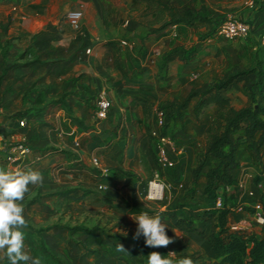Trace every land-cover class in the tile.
Masks as SVG:
<instances>
[{"label":"crops","instance_id":"1","mask_svg":"<svg viewBox=\"0 0 264 264\" xmlns=\"http://www.w3.org/2000/svg\"><path fill=\"white\" fill-rule=\"evenodd\" d=\"M47 1L49 0L16 1L13 6L14 12L9 13L10 21L8 24V28L13 29V33L8 35L12 37L10 45L18 46L19 40L27 41L31 36L33 41L28 49L44 62L9 68L0 80V92L4 91L8 84L11 89L10 95L4 96L10 100L8 107L2 111L3 115L16 116L18 111L22 110L20 90L23 85L30 87L29 101L34 102V98L38 99L37 95H39L41 107H33V110L41 108L43 114L53 115V119H50L51 123H48L47 126L16 127L14 122L21 117L13 118L11 122L6 119L0 124V134L9 138L21 134L26 139V146L32 147L31 150L27 147L23 168L32 167L41 172L43 184L39 185L38 189L47 190L43 191L44 196L55 190V187H58L57 189L70 187L68 185L72 179L66 174H62L63 172H76L80 174L81 178L86 179V181H81L82 185L71 186L91 190L83 197V200L86 196L91 195V200L103 204L105 202L100 200V197L104 195L94 190L92 185L99 180L104 169H107L110 175L113 167L134 172L135 177L110 178L109 176V178H101L112 180L133 178L126 180L125 183L132 185L131 191L135 197L143 194L145 180L153 177L155 173L158 175V171L171 181L174 179L172 172L176 173L177 178H180L182 175L180 171L186 167L187 163L192 164L191 167L194 165L195 153L202 146L203 132L208 127L215 106L211 103L207 104L196 116L192 112L194 102L192 99L188 107L182 112L181 118L166 122L162 126L163 129L156 127L155 109L172 98L181 97L189 88L204 89L209 82L221 77L227 68L232 65H247L251 57L256 59L257 54L260 58V54L264 53V45L260 43L257 49L256 45L252 46L251 49L249 41L245 38H224L217 34L216 30L212 33L207 32V37L203 39L185 43L184 36L174 37L173 34L190 26L168 24L160 28L159 25L163 19L155 20L154 18L153 21L157 22V26L153 32L148 34L146 39H143L142 51H138L132 42L123 45L119 42L121 37H124L122 32H125V36H127V34L133 33V28L127 30L125 25L121 23L120 26L110 31H104L102 3L109 5L111 21L117 19L118 16L151 14L150 11L144 10L143 3H134L132 0H79L94 6L93 13L90 12L89 17L92 18V23L96 27L92 28L85 22V19L80 26L79 33L74 32L72 28L57 32L55 27L58 24L62 22L68 24L65 12L69 5L62 6L60 4L62 0H56L57 2L52 9L53 15L48 17L44 11ZM170 1L176 5L173 0ZM69 2L72 3V0ZM263 2L252 8L251 1H248L246 5L233 8V14L227 13L225 15L226 17L236 14V16L248 21L251 27L249 40L251 41L253 38L252 41L255 43L259 33L264 28ZM120 5H123V8ZM62 13L64 14L63 17ZM47 23L54 28L45 29L44 26ZM53 32L59 33L54 41L50 39ZM214 35L230 39V43H225L224 48L220 49V65L217 64V56L206 55V43L212 42L216 38L213 37ZM187 37L189 38L190 35L188 34ZM173 45L185 47L193 45L195 53L186 63H181L173 57L168 60L166 67L163 68L160 66V54ZM57 46L59 49L56 52H59L60 61L52 62L48 55L50 51L55 50V47L58 48ZM243 50H251L246 64L238 62V54H242ZM208 51L214 52L216 48H210ZM202 52L205 53V57H200ZM57 62H60L59 65ZM9 72L10 74L17 73L18 76L21 74L25 76L21 75L14 78L8 76ZM251 77V74L241 75L223 90L230 97L232 106L239 107L247 104L248 95L245 83ZM237 86L244 92L242 104H237L230 94ZM100 90L105 91V95L109 99V107L105 117L96 118L94 116V101ZM64 91L66 92L64 100L70 106L71 113L82 121L83 128L69 119L63 106L49 103L50 100L57 98ZM152 129H156L158 132L163 130L170 135L174 144L173 148H169L168 153L175 162L172 167L161 168L156 166L154 162L156 137L151 135ZM52 148L58 150H52ZM93 156L99 162L96 170L89 166ZM234 157L237 164L230 172L233 173L235 181H237L243 171L251 174L252 167L244 165L245 163L238 159L235 154ZM211 158L214 157L209 156L198 174V177L204 176L202 187L205 182V171L212 165L210 164ZM262 159L264 160V157ZM14 167L13 163L8 161L3 154H0V168ZM127 184L125 187L130 189L131 187ZM99 185L101 187V184ZM36 186L29 185V189ZM224 189L231 190V185L225 186ZM217 190L218 188L216 189L217 196H220ZM27 194L28 192L25 196ZM111 197L115 199L113 202L116 204L121 203L116 197L127 200L122 193ZM57 198L61 199V197ZM127 202L136 205V203L128 200ZM27 203L34 205L36 201L31 197ZM144 207L146 206L144 205ZM234 213L237 214V217H234L231 212L227 213V222L230 224L234 221H240L243 223V228H247L245 225L248 222L247 218L252 217L254 211L249 214L248 210L238 204L235 206ZM24 217H30L31 220L36 221V218L30 214H24ZM209 220L213 221L212 219ZM204 224L208 223L205 222ZM177 227L178 224H173V227L170 228L171 233L167 235H181L183 232L180 229L182 225L179 230L176 229ZM211 227V225H202V227L197 228V232L189 231L188 235H184L183 237L188 241L185 251L189 254L197 250L202 251L208 256L207 264H218L217 260L212 257L209 242L204 236ZM78 235L79 239L72 240L70 237L73 234H68L62 227L52 226L43 232L42 237L47 246L54 253L60 255L67 264H114L107 259L111 258L114 261L116 259L110 253L100 249V246L95 252L83 255L79 241L83 239L84 235ZM114 242L117 244L122 241ZM24 243L25 250L29 251L26 239ZM3 255L4 251L0 250V264H2Z\"/></svg>","mask_w":264,"mask_h":264},{"label":"rangeland","instance_id":"2","mask_svg":"<svg viewBox=\"0 0 264 264\" xmlns=\"http://www.w3.org/2000/svg\"><path fill=\"white\" fill-rule=\"evenodd\" d=\"M177 7L179 9H182L184 6H188L191 8L196 14L202 15L206 18L204 21H196L193 26H190L188 28H184V30H179L174 32V37L178 36H184L185 37V43L194 42V40L203 39L207 37V32H209L210 29H216V25L225 18V15L227 13L233 14L232 11L233 8L241 7L242 5H246V2L251 1L252 8L256 6L258 3H262L264 0H173ZM15 0H0V21H4L6 17L9 15L10 12H14L13 6ZM56 0H49L46 4V9L44 11L46 12L47 16L53 15V7L56 4ZM264 3V2H263ZM60 4L62 6L69 5L68 9L76 8L80 9L81 11V18H80V26L83 23V20L86 19V23L90 25L92 28H95V24L92 23V18L89 17L90 12L93 13L92 9L94 6L90 3H83L79 0H72V3L69 2V0H62L60 1ZM108 4L102 3L103 8V18H104V31H110L113 28H116L120 26L121 23L125 25V28L128 30L131 27L133 28L132 34H127L125 36V32H122L124 37H121L125 41L123 45H126L127 42H132L138 49V51H142V42L143 39L147 38L148 34L154 31L155 27L157 26V22L153 21V17L151 14H143V15H126V16H118L117 19L114 21H111V14L108 9ZM120 7L123 8V5H120ZM140 9V6H138ZM135 8V6H134ZM66 13V12H65ZM134 13V12H133ZM62 13V17H63ZM236 15V14H235ZM124 21L125 24H124ZM118 24V25H117ZM250 25V24H249ZM124 28L123 26H121ZM45 29L54 28L50 24H46L44 26ZM71 27L62 22L61 24H58L55 27V30L57 32L63 30L66 31L70 29ZM150 28V29H149ZM73 30V29H72ZM264 30V28L261 30V32ZM74 31V30H73ZM53 32V34L50 36V39L53 41L57 39L59 36V33ZM77 33V31H74ZM251 32V28H250ZM249 32V33H250ZM13 33V29L11 30L8 28L6 29V36L9 37V34ZM188 34L190 37L188 38ZM126 37V38H125ZM213 37H216L212 42L206 43L207 52L206 55L208 56H217L216 60H218L217 64L220 65V52L222 48H224L225 43H230V39H224L221 38L218 35H214ZM245 38L247 41H249L250 48L252 49V46L256 45V49L258 47L259 41L252 40L250 41L249 34L246 35ZM32 38L25 40H19L18 46H15L13 44H9L6 48V52L4 55L1 54L0 51V68L3 65H7L11 62H17L21 63L17 67L20 66H26L22 62L25 60L30 59L33 54L29 51V45L32 42ZM11 42V41H10ZM1 47H3V40L0 38V50ZM58 47V46H57ZM216 48V51L211 52L208 51L210 48ZM204 47V50L206 49ZM50 51V54L48 55L49 58L52 59V62L60 61V55L57 49ZM203 53V54H202ZM200 57H205V53L202 52ZM251 53L250 51L243 50L242 54H238V62L241 64H246L248 62V55ZM261 57L259 58L256 54V59H259L262 61L263 71H264V53L260 54ZM60 62H57V65H59ZM22 76H25L21 74ZM19 75V76H21ZM8 76H12L16 78L18 75L15 74H8ZM18 76V77H19ZM7 87V88H6ZM5 87L4 91L0 92V124L4 120L12 121L13 118L16 117H23L25 119V126L22 127H40V126H47L50 122V119H53V115H47L43 114L44 112L40 109L33 110V107H39L40 106V99L39 95L38 99L34 98V102L29 101V86L23 85V87L20 90V97H21V103H22V110L18 111V113L13 116L8 115L5 116L2 114L3 109H6L8 107V101L10 99L4 98V96L10 95V85L8 84ZM229 90V89H227ZM230 94L233 96L234 101L237 104H242L244 102V98H242V95H244V92L242 89H240L239 86L233 89V91L230 92ZM32 100V99H31ZM44 102V101H43ZM41 107V106H40ZM44 107V106H43ZM43 110V108H42ZM43 112V113H42ZM1 127V126H0ZM20 127V126H16ZM1 135V134H0ZM18 134L17 137H20L22 141L26 144V139L24 137ZM29 150L32 149L31 146H27ZM255 152V142L249 141V142H243L240 143L238 146L235 155L243 161L245 164L250 167H252L251 174H249L245 180L242 183V186H238L237 181H235V185H231V190H225L224 187L219 186L218 187V193L220 196L224 198V201L228 204H231L234 202L233 206L230 209L231 214L234 217H237V214L234 213L235 206L238 204H241L242 207L246 210H248L249 214H252L254 209L252 206L253 202L260 201L262 203V211L261 214L264 215V202H263V194H264V167H263V157H264V141L259 146L257 154H254ZM38 153V152H37ZM25 156L21 159L20 167L24 166L25 162ZM97 159V158H96ZM263 160V161H262ZM154 162L156 164L155 158ZM216 162V159L211 158L210 164H214ZM99 165V162L97 161V164H93L90 159V168L91 169H98L96 166ZM192 164L187 163L186 167L184 169H181V177L177 178L175 175L176 173L172 172L174 175L173 181L168 180L167 177L163 176L161 172L158 170V179L159 181L163 182L164 184H169L168 186H164L162 189L161 196L159 198H149L145 197L146 195V189H147V182L149 179L145 180V189L142 195H138L135 197L132 194V185L130 183H125L126 180H132L133 178H121L119 180H112V179H104L99 177V180L96 181L92 187L94 190H96L101 195H119L120 193L125 195V198L129 202L136 203V205H145L148 209L152 211V214L150 215H156L159 214L162 218L163 223H165L168 228H166V233H171L170 228L173 227V224H178V227L176 229L179 230V227L182 231L184 228V225H187V228L190 231L197 232L198 227H202L205 225H211L212 222L209 220L208 217H210V201L206 197V195L202 192V181L204 180V176H199L196 183L191 185L189 183V176H190V167ZM157 166V164H156ZM100 171V170H99ZM104 173L102 175H105L107 178H109L110 174L107 169L103 170ZM62 174H66L69 176V178L72 179V182L68 186H74V185H82L81 181H86V179L81 178L79 173L76 172H63ZM168 175L171 176L170 173ZM259 175V179L255 180V176ZM248 181V182H247ZM246 183V184H245ZM98 184H101V187L98 186ZM131 187L130 189H127L125 186ZM39 185L36 187H31L29 190L27 196L24 197V200L20 203L23 204L24 207V214H30V216H34L36 218V221L31 220L30 217L25 219L28 221L29 224L37 226V225H47L50 223H67V224H73V223H82L84 225H91L93 223H97L99 226L103 227L105 230H107L109 233H129V234H135L138 223L132 218L137 216L138 214H129L125 210V205L122 203L116 204L115 202H111L109 204L107 203H97L96 201L91 200L92 196L88 195L82 200L69 202V201H63L60 198H57L54 195H45L43 190L41 191L38 189ZM56 189L58 187H55ZM53 188V189H55ZM52 190V189H50ZM119 191V192H116ZM240 192V193H239ZM119 193V194H118ZM34 198V201L36 203L34 205H29L27 203L28 199ZM160 206H163V208H160ZM179 219H183L182 221ZM212 219V218H210ZM248 222L247 228H244L248 232H252L254 234L262 235L264 234V221L260 219H256L254 215L252 214V217L247 218ZM183 222V223H180ZM207 222L208 224H204ZM180 224V225H179ZM27 229V227L25 228ZM25 229H22L24 232ZM78 233H74L72 237H70L72 240H77ZM100 239L103 241L104 246L109 249L108 252L110 253L116 261L112 260L111 258H108V261L113 262L114 264H148V259L140 262V256L137 251L134 250V248L125 242H118L124 245L127 252H121L117 250V244L110 238L100 235ZM142 238L145 239V237L142 235ZM200 240V239H199ZM198 242V241H197ZM102 249V247H99ZM153 248V247H152ZM104 251V250H103ZM153 251L160 252L163 255L168 254L169 252H172L171 247L168 245L167 247H158L153 248L150 250V253ZM102 254V253H101ZM174 260V257H172ZM107 264V263H106Z\"/></svg>","mask_w":264,"mask_h":264},{"label":"trees","instance_id":"3","mask_svg":"<svg viewBox=\"0 0 264 264\" xmlns=\"http://www.w3.org/2000/svg\"><path fill=\"white\" fill-rule=\"evenodd\" d=\"M132 2L143 3L144 10L150 11L155 20L163 19L159 25L160 28L168 24L191 26L196 21L206 20L204 16L196 14L188 6L179 9L170 0H132ZM9 21V15L3 22L0 21V38L3 40V47L0 50L2 55L5 54L6 47L10 44V39L12 38L6 36ZM215 30L210 29L209 32L212 33ZM194 53L195 47L193 45L187 47L183 45L170 46L160 54V66L165 68L168 60L173 57L177 58L181 63H186ZM35 62H44V60L34 54L30 59L22 63L29 65ZM19 64L21 63L11 62L1 66L0 80L9 68H15ZM247 74L252 75L245 83V89L248 95L247 104L239 107L232 106L230 97L223 90L233 80L241 75ZM65 94V91L62 92L57 98L50 100L49 103L63 106L69 119L80 128H83L82 121L71 113L70 106L64 100ZM192 99L194 100L192 112L196 116L207 104L211 103L215 106V111L208 123V127L203 132L202 146L195 153L194 165L190 169L189 176V183L191 185L195 184L198 174L209 156L212 155L216 159L215 164L209 166L205 171V182L202 187V192L211 203L210 217L208 218H212L213 220L212 227L204 236L209 242L212 257L217 260L218 264H264V234L257 236L252 232L246 231L244 228H230L226 215L230 212L234 202L226 205L224 198L220 196L221 205L218 207L214 206V199L217 196L216 189L219 186L225 187L235 184V177L230 170L237 164L234 154L240 143L254 141V154H257L259 146L264 141V71L262 61L251 57L247 65H232L223 72L221 77L209 82L204 89L189 88L181 97L172 98L166 101L165 104L158 106L164 110L165 122L163 126L166 122L180 119L182 112L188 107ZM14 124L18 126L17 121ZM161 133L165 132L161 130ZM52 150L57 151L58 149L52 148ZM168 167H172V165ZM111 170L110 178L136 176L134 172L128 169L113 167ZM101 177L106 176L101 175ZM257 179H259V175L255 176V180ZM90 192V189L82 187H63L47 194L61 197L63 201L81 202L83 197ZM116 198L126 206V212L129 214L139 215L141 212L152 214V211L147 207L129 204L127 200L121 197ZM100 200L109 204L115 199L111 196L104 195L100 197ZM262 217L264 221L263 214ZM181 221L180 223H183ZM52 226L62 227L68 234H83V239L79 241L83 255H89L95 252L98 246L102 247V250L105 252L109 251L104 246L99 235L106 236L113 241L130 243L140 254V262L147 260L150 250L153 249L152 247L146 246L145 239L142 238V235L138 239H134V234L109 233L97 223L89 226L82 223L67 224L57 222L34 226L28 223L27 229L24 231L28 250L31 255L38 256L41 259V264H67L60 255L54 253L47 246L42 237L43 232ZM189 231L187 225H184L181 235H168L174 241L169 244L172 252H175L173 256L174 260L184 256H191L192 259L199 261V264H207L208 256L202 251L197 250L190 254L186 253L185 250L188 241L183 236L188 235ZM8 262L10 261L4 252L2 264H7Z\"/></svg>","mask_w":264,"mask_h":264},{"label":"clouds","instance_id":"4","mask_svg":"<svg viewBox=\"0 0 264 264\" xmlns=\"http://www.w3.org/2000/svg\"><path fill=\"white\" fill-rule=\"evenodd\" d=\"M42 184L43 175L32 167L0 168V250L5 252L10 264H41L38 256H33L25 250L22 229L28 226V221L24 217V207L20 202L29 192V185ZM132 218L138 223L133 238L138 239L143 235L146 246L167 247L174 242L172 237L167 235L168 226L163 223L159 214L141 212ZM117 250L127 252L121 243H118ZM174 255L175 252L163 255L153 251L148 254V264H199V261L191 256L173 260Z\"/></svg>","mask_w":264,"mask_h":264},{"label":"built area","instance_id":"5","mask_svg":"<svg viewBox=\"0 0 264 264\" xmlns=\"http://www.w3.org/2000/svg\"><path fill=\"white\" fill-rule=\"evenodd\" d=\"M65 18L68 25L77 33L80 32V18L81 11L80 9L72 8L68 9L65 13ZM249 22L236 16V15H228L223 18L216 26V32L220 36L224 38L231 37H245L250 32ZM258 41L260 44L264 45V30L259 33ZM121 44H124L125 41L120 39ZM94 116L96 118H103L106 115L107 109L109 107V99L105 95L104 90L98 91L95 101H94ZM165 122L164 118V110L157 107L155 109V124L156 127L161 128L163 123ZM18 126H25V119L23 117L17 119ZM151 135L156 137V150H155V160L157 166L161 168H165L174 164V159L169 156V148H173L174 144L171 137L166 133L158 132L156 129H152L150 131ZM76 143V141H75ZM27 152V146L20 139V137L9 138L4 135H0V154H3L4 157L13 163L15 167H20L21 159L25 156ZM91 161L93 164H97L96 157H91ZM14 167V168H15ZM264 167V161H263ZM249 174L246 171H243L240 177L237 179L238 186H242L243 181ZM169 184H164L162 181L160 182L158 179L157 173L151 177L147 182L146 196L149 198H159L162 193V189L164 186H168ZM100 187V185H99ZM264 202V195H263ZM221 205V197L218 195L214 199V206L218 207ZM254 209V217L256 219L263 220L261 211H262V203L260 201L252 203ZM230 228H243V223L240 221H234L230 223Z\"/></svg>","mask_w":264,"mask_h":264}]
</instances>
